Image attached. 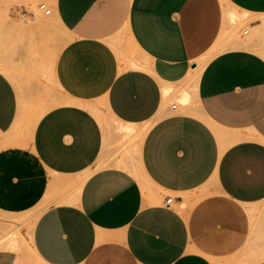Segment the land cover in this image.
<instances>
[{"label":"crops","instance_id":"crops-1","mask_svg":"<svg viewBox=\"0 0 264 264\" xmlns=\"http://www.w3.org/2000/svg\"><path fill=\"white\" fill-rule=\"evenodd\" d=\"M230 10L253 20L226 44ZM48 23L32 121L5 71ZM203 58L191 103L163 95ZM103 115L149 124L135 174ZM33 210L40 264H264V0H0V230Z\"/></svg>","mask_w":264,"mask_h":264},{"label":"rangeland","instance_id":"rangeland-1","mask_svg":"<svg viewBox=\"0 0 264 264\" xmlns=\"http://www.w3.org/2000/svg\"><path fill=\"white\" fill-rule=\"evenodd\" d=\"M232 11L233 10H230V12ZM233 13H236L237 15L235 14L234 20H228L230 30L225 35L226 44L227 42L229 43L238 39L242 30L248 28L247 23H249L250 20H253L250 15L245 13H237L235 11H233ZM42 31H45L46 34H41ZM42 31H40L41 33L37 36H32L34 39H31L29 42L32 44V48L27 57L28 65L24 66L21 64L19 66L8 68L5 71V74L12 80V84L22 99L23 112H26V117L32 121H34L43 110H45V108H41V103L45 100L44 96H41V93H45L52 84L48 67L40 64L39 58L41 50L43 51V56L48 54L50 59L56 49L55 46L58 45L61 39L62 41H65L67 37L65 35L63 36V33L61 34L58 31V28L54 23L46 24V28H42ZM225 48H227V45L224 44L221 46V49ZM46 50L48 51L46 52ZM21 54L19 58L20 60H23ZM205 61V58L197 60L196 65L194 66L196 69L189 75L188 80L178 84L175 88H169L166 95L171 96L174 94V101L181 104L180 98L182 94L187 91L190 94L189 103H191L193 101L196 84V79L194 77L200 74ZM42 62L43 64L46 63L44 60H42ZM40 79L43 80L42 90L39 89ZM103 118L108 122V126L113 128L110 135H112L111 133H116L115 138L111 140L112 142L110 144V147L114 152H112L104 162L100 160L97 165H100L102 162L104 165H118L119 163L126 162L128 165L132 164V166L137 168L136 161H133L134 153H131L130 155L129 153L133 150L137 151L138 145L149 124L133 126L132 131L127 135V133L122 134L119 130V128L124 125L119 124L106 115H103ZM105 125L106 124L104 123V126ZM37 214L38 210L27 212L19 218L10 220L11 222H7L9 224L4 229L0 230V248L9 249L4 244L10 240H16L15 243L18 248L15 249V251L26 258L31 264H40L36 260L30 246V232Z\"/></svg>","mask_w":264,"mask_h":264},{"label":"bare ground","instance_id":"bare-ground-1","mask_svg":"<svg viewBox=\"0 0 264 264\" xmlns=\"http://www.w3.org/2000/svg\"><path fill=\"white\" fill-rule=\"evenodd\" d=\"M236 14V13H235ZM235 14L233 13V12H227V14H226V19L227 20H234V18H235ZM237 15V14H236ZM236 20V19H235ZM7 53V52H6ZM201 66V65H200ZM196 68H194V69H192V71H194ZM192 71L190 72V74L192 73ZM197 71V70H196ZM195 71V72H196ZM200 72V71H199ZM196 76V75H195ZM195 79H196V82H197V80H198V78H199V74H198V76H196V77H194ZM166 85V87H162V91H163V95H165L166 96V94H167V92H168V90H169V87H170V85H168V84H165ZM169 86V87H168ZM180 101H181V104H183V105H187V104H189V101H190V94H189V92H187V91H185L184 92V94H182V96H181V98H180ZM132 125L130 124H126V125H124L123 127H120L119 128V130L122 132V134H125V133H127V135H128V133L129 132H131L132 131ZM117 166H120V167H123V168H126L127 170H130V171H132L133 173L132 174H135L134 172L136 171V170H138L139 168H135V166H132V164H130V165H128L126 162H124V163H119ZM140 171H142L141 169H140ZM140 173V172H139ZM138 173V174H139ZM143 173L141 172V175H142ZM140 175V176H141ZM136 176V175H135ZM143 176V175H142ZM144 177V176H143ZM81 183H83V182H81ZM81 183L79 184V187H80V185H81ZM79 187L77 188V190L79 189ZM79 191V190H78ZM76 194V193H75ZM77 195V194H76ZM16 242V240H10L9 242H7V243H5L4 245L6 246V247H8L9 249H13V250H15V249H17L18 248V246H17V244L15 243ZM33 250V249H32ZM33 252V251H32ZM35 253V252H34Z\"/></svg>","mask_w":264,"mask_h":264},{"label":"built area","instance_id":"built-area-1","mask_svg":"<svg viewBox=\"0 0 264 264\" xmlns=\"http://www.w3.org/2000/svg\"><path fill=\"white\" fill-rule=\"evenodd\" d=\"M39 8L41 9V10H43L46 14H48L49 13V9L46 7V5L44 4V3H41V4H39ZM248 32V29H244L243 30V34H246ZM176 107V104H172L171 105V108L173 109V108H175ZM171 202V198H168L167 200H166V204H169Z\"/></svg>","mask_w":264,"mask_h":264}]
</instances>
